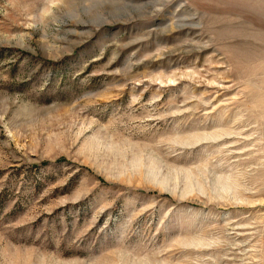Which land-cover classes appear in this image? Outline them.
Instances as JSON below:
<instances>
[{"label":"rangeland","instance_id":"374dc122","mask_svg":"<svg viewBox=\"0 0 264 264\" xmlns=\"http://www.w3.org/2000/svg\"><path fill=\"white\" fill-rule=\"evenodd\" d=\"M0 264H264V0H0Z\"/></svg>","mask_w":264,"mask_h":264}]
</instances>
